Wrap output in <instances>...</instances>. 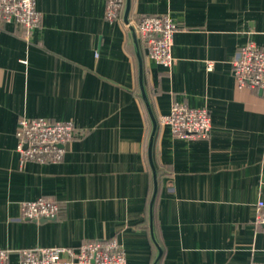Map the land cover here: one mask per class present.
<instances>
[{
	"label": "crops",
	"instance_id": "0c3cea01",
	"mask_svg": "<svg viewBox=\"0 0 264 264\" xmlns=\"http://www.w3.org/2000/svg\"><path fill=\"white\" fill-rule=\"evenodd\" d=\"M35 1L41 20L28 40L19 24L0 25V248L9 264L26 248L110 238L126 264H154L153 119L152 163L166 172L161 264H264V227L253 222L264 200V91L239 89L232 71L241 45L264 48V0H129L128 23L126 0L115 21L104 18L105 0ZM144 14L178 25L169 69L138 36ZM175 102L209 111L205 137L179 138L159 123ZM21 116L73 122L61 161L20 162ZM38 197L57 203L54 219L21 217V203Z\"/></svg>",
	"mask_w": 264,
	"mask_h": 264
},
{
	"label": "built area",
	"instance_id": "2783aa9c",
	"mask_svg": "<svg viewBox=\"0 0 264 264\" xmlns=\"http://www.w3.org/2000/svg\"><path fill=\"white\" fill-rule=\"evenodd\" d=\"M124 0H105L104 18L119 19ZM41 13L35 0H0V25L19 24L30 38L39 25ZM137 33L146 46L150 58L169 69L173 63V36L178 25L168 15H140ZM212 62H207L210 70ZM232 71L237 87L264 91V48L253 41L241 45L232 60ZM159 123L183 139L205 137L211 128V117L206 108L172 103L169 113L161 114ZM72 121L51 120L45 117H19L15 129L16 146L21 163L35 161L54 163L63 159L65 146L75 136ZM21 217L29 220L54 219L59 206L53 200L38 197L21 203ZM253 222L264 227V200L255 204ZM0 264H9L8 250L0 248ZM19 264H126L125 252L115 238L90 240L77 249L65 246L33 247L20 252Z\"/></svg>",
	"mask_w": 264,
	"mask_h": 264
},
{
	"label": "trees",
	"instance_id": "16d2710c",
	"mask_svg": "<svg viewBox=\"0 0 264 264\" xmlns=\"http://www.w3.org/2000/svg\"><path fill=\"white\" fill-rule=\"evenodd\" d=\"M162 168L163 167H160L158 164L155 163L154 171L156 175L158 188H157L155 198L151 204V198H152V192H153V179L151 177L149 190H148V198H147L148 213L150 217V225H148V227H149V232H151V237H152L151 240L156 249V255L154 254L153 259H152L154 261V264H161L163 253H164L163 244L159 237V225H158V217H157V207H158V199H159V193H160V187H161V180L164 174L166 173ZM159 251H162V253H161V256L157 258Z\"/></svg>",
	"mask_w": 264,
	"mask_h": 264
},
{
	"label": "water",
	"instance_id": "95a60500",
	"mask_svg": "<svg viewBox=\"0 0 264 264\" xmlns=\"http://www.w3.org/2000/svg\"><path fill=\"white\" fill-rule=\"evenodd\" d=\"M129 10H130V2L129 0H126V6H125V11H124V21L126 23H128V14H129ZM131 33L133 38L135 39V30L133 27H130ZM153 130L150 136V140H149V146H148V154H149V161L152 165V169H153V192H152V198H151V204L155 198L156 192H157V180H156V175H155V171H154V166L152 163V158H151V146H152V140H153V135H154V131H155V120L153 119ZM151 216V215H150ZM161 255V251L158 252L157 258H159Z\"/></svg>",
	"mask_w": 264,
	"mask_h": 264
}]
</instances>
